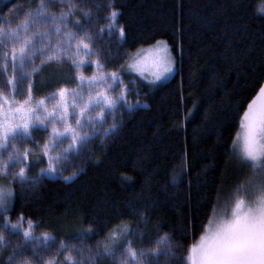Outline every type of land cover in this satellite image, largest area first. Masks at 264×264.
<instances>
[{"label":"trees","instance_id":"obj_1","mask_svg":"<svg viewBox=\"0 0 264 264\" xmlns=\"http://www.w3.org/2000/svg\"><path fill=\"white\" fill-rule=\"evenodd\" d=\"M48 2L50 10L63 6L60 0ZM75 2L86 6L82 0ZM98 2L102 7L97 14L103 16L108 0ZM38 3L0 0V24L8 26L9 9L26 11ZM114 6L122 13L119 22L126 26V42L118 49L120 58L108 67L125 66L121 75L132 90L128 99L139 100V105L132 112H118L122 125L106 143L97 137L90 153L65 163L64 176L82 169L72 180L46 179L23 193L11 185L17 191L9 215L13 220L19 212L40 218L43 224L37 234L46 227L58 240L76 243L70 237L92 218L104 227V221L116 223L114 214L125 211L129 202L147 204L150 224L134 247H155L156 240L168 233L171 241L182 245L173 251L187 264V247L198 240L208 218L242 179L244 165L231 148L247 103L264 83V0H116ZM22 18L21 13L12 26ZM117 41L113 35L102 42L105 55L117 53ZM157 41L168 45L176 71L154 86L129 72L127 64L134 53ZM83 71L90 75L94 69ZM133 79L135 84L130 83ZM51 90L45 86L37 95ZM38 170L33 168L29 175ZM173 176L182 182L173 186ZM217 187L222 189L218 201ZM99 238L93 234L87 243ZM10 251L0 254V264ZM165 259L159 256L161 264ZM62 261L63 255L57 264ZM98 264L115 262L102 258Z\"/></svg>","mask_w":264,"mask_h":264},{"label":"snow or ice","instance_id":"obj_2","mask_svg":"<svg viewBox=\"0 0 264 264\" xmlns=\"http://www.w3.org/2000/svg\"><path fill=\"white\" fill-rule=\"evenodd\" d=\"M60 3L59 11L50 10L48 0L26 11L9 9L8 26L0 24V180L5 181L0 183V254L11 248L4 264H57L61 255V264H98L102 258H112L115 264H161L160 255L166 258L163 264H184L182 255L173 251L182 245L168 233L155 247H134L150 224L147 204L129 202L125 211L114 214L117 222L104 221V227L92 218L70 237L76 243L58 240L46 227L37 234L40 218L19 212L13 220L9 215L17 191L11 185L23 193L46 179L72 180L82 169L64 176L65 163L90 153L97 137L106 143L122 125L118 112H132L140 103L128 99L132 90L121 75L125 66L108 67L120 58L118 49L126 42L116 0H108L103 16L97 14L102 7L98 0H82L85 7L75 0ZM21 13L23 18L13 27L12 20ZM113 35L118 36L117 53L105 55L102 42ZM157 45H163L156 49L162 55L152 62V85L173 71L167 44ZM142 64L133 58L127 68L144 75ZM85 68L94 71L85 75ZM45 86L52 90L38 96ZM240 125L243 133H237L231 150L239 149L248 174H242L231 194L230 215L216 221L209 217L198 240L187 247V264H264V83L247 103ZM33 168L39 170L29 175ZM171 182L177 186L182 181L173 176ZM221 190L216 189L217 201ZM211 207L214 212L215 204ZM93 234L100 238L87 243Z\"/></svg>","mask_w":264,"mask_h":264},{"label":"rangeland","instance_id":"obj_3","mask_svg":"<svg viewBox=\"0 0 264 264\" xmlns=\"http://www.w3.org/2000/svg\"><path fill=\"white\" fill-rule=\"evenodd\" d=\"M164 42V41H162ZM165 43V42H164ZM166 44V43H165ZM163 45H157V43L149 46V47H145V48H142L140 50H138L136 53H134V55L130 58V59H133V58H139L142 60L143 64V70H144V75H141L139 72H136V71H133V70H130L127 68V70L131 73H134V74H137L139 76H142L143 78H145L147 80V82L150 84V81H152L154 79V76H153V72L155 71V69L152 67V62L153 60L159 56V55H162V53H158L156 51V49L158 47H162ZM168 46V45H167ZM169 49V47H168ZM169 52H170V49H169ZM170 55H171V58L173 60V71L168 74L166 77H163L161 78L160 80H157L155 82V85L154 86H157L159 84H162L166 81H168L169 79L172 78V76L175 74V71H176V66H175V59L174 57L172 56L171 52H170ZM93 69V68H92ZM92 74V73H91ZM90 74V75H91ZM152 85V84H151ZM116 92L119 91V88H117L115 90ZM242 135L243 133V129L240 128V131H239ZM239 149H237V152L234 153V155L236 156V158L239 160V162L241 163L240 159H239ZM242 174H248L247 173V167L244 166V171ZM242 178V176H241ZM235 190L232 191V193L234 192ZM225 202L223 204H221L219 207L218 210H216V212L212 215V219L213 221H216L220 218H226L227 215H230V205L232 203V196H229L227 197L225 200ZM26 226V225H25Z\"/></svg>","mask_w":264,"mask_h":264}]
</instances>
